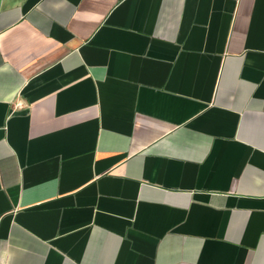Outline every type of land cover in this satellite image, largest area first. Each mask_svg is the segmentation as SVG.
<instances>
[{
    "label": "crops",
    "instance_id": "0c3cea01",
    "mask_svg": "<svg viewBox=\"0 0 264 264\" xmlns=\"http://www.w3.org/2000/svg\"><path fill=\"white\" fill-rule=\"evenodd\" d=\"M0 264H264V0H0Z\"/></svg>",
    "mask_w": 264,
    "mask_h": 264
}]
</instances>
